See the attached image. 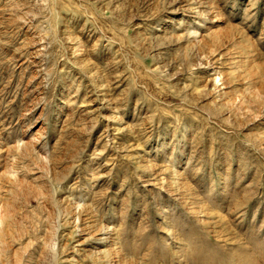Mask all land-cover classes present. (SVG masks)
<instances>
[{
  "label": "rangeland",
  "instance_id": "obj_1",
  "mask_svg": "<svg viewBox=\"0 0 264 264\" xmlns=\"http://www.w3.org/2000/svg\"><path fill=\"white\" fill-rule=\"evenodd\" d=\"M0 264H264V0H0Z\"/></svg>",
  "mask_w": 264,
  "mask_h": 264
}]
</instances>
